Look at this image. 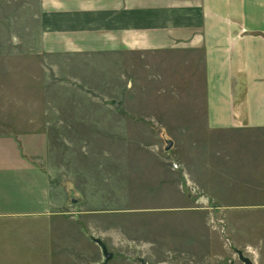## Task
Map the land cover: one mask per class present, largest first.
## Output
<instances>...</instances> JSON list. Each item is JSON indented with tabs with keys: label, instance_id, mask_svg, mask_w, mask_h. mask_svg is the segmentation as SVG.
Here are the masks:
<instances>
[{
	"label": "rangeland",
	"instance_id": "1",
	"mask_svg": "<svg viewBox=\"0 0 264 264\" xmlns=\"http://www.w3.org/2000/svg\"><path fill=\"white\" fill-rule=\"evenodd\" d=\"M40 4L0 0V264H264V129L192 54L44 53Z\"/></svg>",
	"mask_w": 264,
	"mask_h": 264
},
{
	"label": "crops",
	"instance_id": "2",
	"mask_svg": "<svg viewBox=\"0 0 264 264\" xmlns=\"http://www.w3.org/2000/svg\"><path fill=\"white\" fill-rule=\"evenodd\" d=\"M47 54L194 55L211 129H264V0H40Z\"/></svg>",
	"mask_w": 264,
	"mask_h": 264
},
{
	"label": "water",
	"instance_id": "3",
	"mask_svg": "<svg viewBox=\"0 0 264 264\" xmlns=\"http://www.w3.org/2000/svg\"><path fill=\"white\" fill-rule=\"evenodd\" d=\"M168 148L169 146L166 147V150H168ZM100 247L102 249L103 255L105 256V259L109 261L112 255L107 253V250L103 244H100ZM239 260L241 261V264H253L252 261L247 257H244L242 253H239Z\"/></svg>",
	"mask_w": 264,
	"mask_h": 264
}]
</instances>
